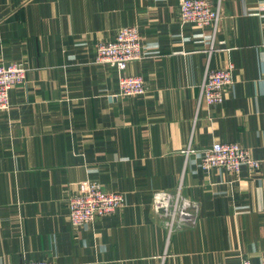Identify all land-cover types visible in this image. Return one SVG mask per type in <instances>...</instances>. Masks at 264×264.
<instances>
[{"label":"crops","instance_id":"0c3cea01","mask_svg":"<svg viewBox=\"0 0 264 264\" xmlns=\"http://www.w3.org/2000/svg\"><path fill=\"white\" fill-rule=\"evenodd\" d=\"M220 4L212 38L180 26L177 0H0V63L27 69L0 112V264L264 259V0ZM123 27L149 53L125 69L145 80L137 97L119 96L118 71L94 62ZM229 64L224 102L196 112L206 67ZM215 142L246 148L258 170L201 171ZM87 181L123 206L74 230L65 201ZM178 189L198 213L169 233L151 197Z\"/></svg>","mask_w":264,"mask_h":264},{"label":"built area","instance_id":"2783aa9c","mask_svg":"<svg viewBox=\"0 0 264 264\" xmlns=\"http://www.w3.org/2000/svg\"><path fill=\"white\" fill-rule=\"evenodd\" d=\"M166 1V0H156ZM179 5L180 26H192L206 29L214 38L219 30L222 17L221 0L214 5L210 0H177ZM95 63H104L115 68L118 73V95L121 97H137L147 90L145 80L139 75H127L125 69L130 62L139 61L149 55L142 49L141 38L136 27H123L115 37L107 42L98 43L95 48ZM213 49L208 50V56ZM234 66L229 64L224 69L206 67L199 95L196 101V112L201 103L207 106H218L224 102L225 93L233 87ZM26 67L21 63H0V112L10 107L9 92L22 85L26 80ZM193 152L191 147L183 152ZM260 163L251 157L249 151L237 143L215 142L200 152V169L209 172L222 169L227 173H239L242 167L249 171L258 170ZM152 205L155 212L166 219L165 225L170 233L174 227H183L194 223L198 213V205L184 197L178 189L174 193L156 191L152 194ZM67 219L72 229L78 230L94 225L98 219L112 215L123 206V196L119 192H106L94 182H84L79 190L70 193L65 201ZM6 264H52L47 260ZM236 264L252 263L246 258Z\"/></svg>","mask_w":264,"mask_h":264}]
</instances>
